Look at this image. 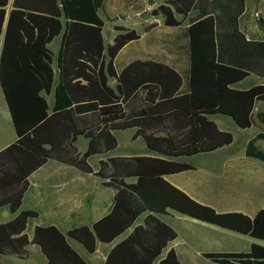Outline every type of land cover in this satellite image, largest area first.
Here are the masks:
<instances>
[{
    "label": "trees",
    "instance_id": "1",
    "mask_svg": "<svg viewBox=\"0 0 264 264\" xmlns=\"http://www.w3.org/2000/svg\"><path fill=\"white\" fill-rule=\"evenodd\" d=\"M9 1L0 0V85L17 140L0 151V209L8 207L17 216L0 224V255L24 260L28 247L37 245L47 264H89L69 238L94 253L98 242L115 241L147 214L144 224L114 247L106 264H180L173 249L161 258L177 237L161 220L168 210L264 240V210L254 218L218 213L164 179L194 168L179 159L233 143L232 133L220 130L211 115L229 116L242 129L255 124L253 110L257 101H264V85L248 90L233 87L250 74L264 77V41L248 39L237 21L246 0H214L218 13L202 15L187 28L188 92L182 89L183 76L162 63L135 60L117 72L119 52L140 38L135 30L115 26L118 35L108 48L106 62L104 21L99 16L105 0H13L8 12ZM165 2L153 14L162 15L166 26L178 27L181 22L175 13L187 14L194 0ZM62 32L59 83L50 109L41 95L52 92L55 79L54 54L48 45ZM109 78L117 80L116 90ZM258 118L264 124V111ZM129 128H137L148 148L163 158L102 161L96 176L117 191L111 213L91 227H77L68 234L56 226H37L30 239L27 224L38 213L21 211L30 175L49 159L93 173L88 159L113 151L118 144L114 131ZM79 136L89 139L83 155L75 145ZM261 139L264 133L251 139L246 154L264 161V151L256 145ZM131 177L138 181L126 183ZM208 257L218 264H264V247L254 244L249 252Z\"/></svg>",
    "mask_w": 264,
    "mask_h": 264
},
{
    "label": "crops",
    "instance_id": "2",
    "mask_svg": "<svg viewBox=\"0 0 264 264\" xmlns=\"http://www.w3.org/2000/svg\"><path fill=\"white\" fill-rule=\"evenodd\" d=\"M165 1H104L103 7L99 10V16L104 21L102 33L106 62L108 63L110 60L108 48L114 43V39L118 35L115 26H124L127 29L135 30L140 38L127 44L119 52L115 59L117 72L120 73L135 60L162 63L183 76L182 89L184 92H188L191 62L187 28L197 19H200L202 15H205L204 18L216 15L218 10L213 5L214 0H194L187 14L175 13V17L181 22V25L169 27L166 26L165 18L162 15L153 14V11L160 5L166 4ZM12 2L13 0L9 1L8 12L12 8ZM249 3L250 0H246V9L237 20L241 31L248 39L251 37L243 31L242 20L249 10ZM262 6H264V0H260L258 11L262 9ZM172 9L174 8L172 7ZM113 16H116L115 21H112ZM107 25L110 26L111 32L109 40L106 37ZM6 26L7 21L4 24V32ZM62 37L63 32L48 45L54 54L52 66L55 79L52 92L47 94L43 91L41 95L46 98L50 109L54 106V90L59 83L58 53L62 44ZM252 39L264 41V38ZM54 43L55 49H52L51 45ZM108 83L114 90L117 89L118 82L115 78H109ZM256 85H264V77L250 74L233 87L238 90H248ZM262 111H264V101H257L253 110L255 120L253 126L264 125L258 118ZM220 117L229 116L215 114L211 115L210 119L218 125L220 130L228 132L229 130L223 126L224 122L221 121ZM137 130V128H129L114 131L117 141L119 132H130L131 145L121 150L118 141L117 147L113 151L91 156L88 162L93 173H85L74 166L49 159L30 175L29 186L21 206V211L32 210L38 213V217L29 219L27 224L26 233L30 239L33 238L37 226H56L62 233L68 234L69 231L77 227H91L111 213L117 191L107 185L106 180L96 176V173L101 169V162L115 157L150 156L163 158L162 155L148 148L145 140L138 136ZM260 133H264V131ZM16 140L17 134L0 85V151ZM250 140H248L247 145ZM259 141L256 145L260 148ZM233 143L214 152L179 159L193 165L194 168L189 171L166 175L164 179L194 201L209 206L218 213H241L254 218L261 210H264V161L249 157L246 154L247 146L240 152L235 151ZM75 145L79 153L83 155L88 150L89 139L79 136ZM95 159L97 160L96 164L93 162ZM125 181L128 184H134L138 178L131 177ZM16 216L17 214H13L8 207H3L0 209V224L8 223ZM146 216L147 214L140 216L135 224L115 241L111 243L98 242L94 253L87 252L80 243L70 238L69 243L89 264H106L114 247L131 235L135 227L143 225ZM161 220L173 228L177 234V237L163 251L161 258H165L168 252L173 249L180 264H218L211 260L208 255L245 253L249 252L254 244L264 247V240L225 229L174 210H168L166 214L161 216ZM31 246L37 245L28 247L29 256ZM36 248L42 256V264H47V258L41 248L39 246ZM85 252L89 255L86 256ZM15 258L22 261L27 260L19 259L13 255H0V261L4 264L16 262Z\"/></svg>",
    "mask_w": 264,
    "mask_h": 264
},
{
    "label": "rangeland",
    "instance_id": "3",
    "mask_svg": "<svg viewBox=\"0 0 264 264\" xmlns=\"http://www.w3.org/2000/svg\"><path fill=\"white\" fill-rule=\"evenodd\" d=\"M259 6H260V0H250L249 10L246 16L242 20V29L249 37L262 39L264 38V6H262V9L258 11ZM115 17L116 16L112 17V21H115L114 19ZM109 27L110 26L107 25V29H106L107 40H109L111 34ZM51 48L55 49V43L54 45L53 44L51 45ZM251 81L252 80H250V82ZM220 118L222 119L221 121L224 122L223 126L227 128V130H229L228 132L231 131V133L233 134L234 136L233 149L237 152H240L241 150L246 148L247 142L248 140H250V138L264 131V125L259 124L253 126L250 129H241L235 124V122L231 118L229 117H220ZM118 141L120 143L121 150L125 149V147H130L131 145L130 132L128 131L119 132ZM258 145L264 151V140H260ZM96 159L93 160L95 164L97 162ZM36 247L37 246H31L29 259L22 261L15 258L16 262L12 261L10 264H42L43 262L41 258L42 256H40ZM85 255L88 256L89 254L85 252Z\"/></svg>",
    "mask_w": 264,
    "mask_h": 264
}]
</instances>
